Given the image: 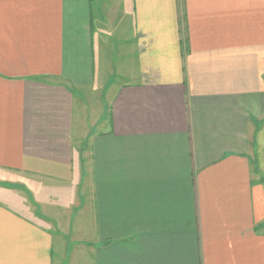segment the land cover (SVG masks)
<instances>
[{"label":"crops","instance_id":"crops-1","mask_svg":"<svg viewBox=\"0 0 264 264\" xmlns=\"http://www.w3.org/2000/svg\"><path fill=\"white\" fill-rule=\"evenodd\" d=\"M0 264H264V0H0Z\"/></svg>","mask_w":264,"mask_h":264}]
</instances>
